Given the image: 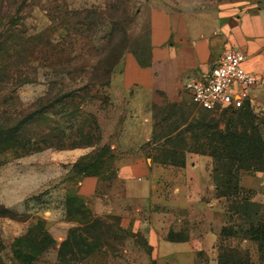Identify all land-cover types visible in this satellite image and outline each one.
<instances>
[{
  "label": "rangeland",
  "instance_id": "1",
  "mask_svg": "<svg viewBox=\"0 0 264 264\" xmlns=\"http://www.w3.org/2000/svg\"><path fill=\"white\" fill-rule=\"evenodd\" d=\"M0 1L33 64L31 81L0 83V264H175L189 250L194 264L219 254L220 264H264V236L249 235L264 214V171H239L237 187L227 174L251 152L240 142L264 151V109L249 99L205 110L187 83L173 96L112 81L127 51L147 56L150 2L218 10L264 0ZM136 153L156 169L142 175ZM123 165L137 182L149 177L150 198L126 193Z\"/></svg>",
  "mask_w": 264,
  "mask_h": 264
},
{
  "label": "crops",
  "instance_id": "2",
  "mask_svg": "<svg viewBox=\"0 0 264 264\" xmlns=\"http://www.w3.org/2000/svg\"><path fill=\"white\" fill-rule=\"evenodd\" d=\"M150 3L147 63L140 64L132 52H126L120 74L113 78V83L124 89L161 90L177 96L186 83L207 73L228 48H236L246 55L244 69L257 76L250 101L264 109V4L251 8L235 6L204 10ZM133 158L140 160L138 169L145 171L142 175L156 169L155 164H147L140 153ZM190 159L181 168L187 176L191 175L188 170ZM192 167L197 169L199 164ZM159 168L161 172L168 170L163 165ZM170 168L176 171L174 167ZM137 176L131 167L125 165L117 172L129 196L147 200L153 195L154 184L148 176L137 182ZM179 176L182 179L183 173ZM181 184L182 189L184 182ZM179 190L178 187L174 189L175 192ZM196 254V251L189 250L172 256L175 264H194Z\"/></svg>",
  "mask_w": 264,
  "mask_h": 264
},
{
  "label": "trees",
  "instance_id": "3",
  "mask_svg": "<svg viewBox=\"0 0 264 264\" xmlns=\"http://www.w3.org/2000/svg\"><path fill=\"white\" fill-rule=\"evenodd\" d=\"M8 4L5 2V5L3 2L0 1V12L2 14L0 15V61L5 60L2 63H0V75L2 76V80H0V83H12V84H21L25 82L31 81L30 78L26 77L27 70L33 68V64L29 60V56L27 55V43L28 41H22L20 37L18 36L16 29L14 28L15 23L13 21V14H7L9 11ZM4 9V10H2ZM147 48V53H148ZM132 52L137 59L139 60V63L142 65H145L147 63V56L146 58H143L139 56L134 51H127ZM8 60V61H7ZM42 66V65H41ZM114 67V66H113ZM109 69V68H108ZM110 69V71H112ZM24 75V78H23ZM63 97V96H62ZM61 99V98H60ZM43 109V108H42ZM38 110L36 113L37 116L44 118V110ZM42 111V112H40ZM22 122H18L10 131H15L20 129V125ZM251 134V133H249ZM248 131L245 130V132H242V137L249 135ZM248 142V141H247ZM258 142V143H257ZM257 142H249L245 143L243 145V142H240L239 148H241L242 151H245L244 147H247V149H251V152L249 154L243 153L238 154L235 158V169L233 170V173H227L229 176H231V179H234L235 187H237L238 182V172L241 170L244 171H264V151L262 154L256 153L259 150H256L258 147V144H263L260 140H257ZM219 176L224 175V173L218 174ZM218 175L214 177L215 182L218 181ZM226 175V174H225ZM224 175V176H225ZM84 176H91V175H84ZM93 176H95L93 174ZM222 179V178H221ZM230 179V181H231ZM236 191V190H234ZM224 193L221 195H218L219 197H224ZM243 204V203H242ZM245 205V204H243ZM259 207V206H258ZM249 235H251V240H255L258 242V240H262L261 238L264 236V214L261 209H258V211L255 212V221L254 224H251L249 229ZM253 235V236H252ZM259 235V238L257 237ZM220 236H224L223 228L220 230ZM220 254L218 257V264H220Z\"/></svg>",
  "mask_w": 264,
  "mask_h": 264
},
{
  "label": "built area",
  "instance_id": "4",
  "mask_svg": "<svg viewBox=\"0 0 264 264\" xmlns=\"http://www.w3.org/2000/svg\"><path fill=\"white\" fill-rule=\"evenodd\" d=\"M245 58L241 50L228 48L207 73L187 83L199 107L205 110L236 107L250 99L257 76L244 69Z\"/></svg>",
  "mask_w": 264,
  "mask_h": 264
}]
</instances>
